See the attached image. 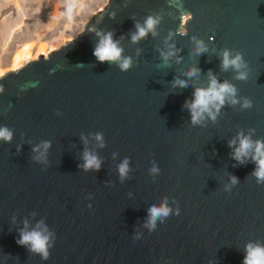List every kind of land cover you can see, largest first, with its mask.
<instances>
[{"label":"water","instance_id":"1","mask_svg":"<svg viewBox=\"0 0 264 264\" xmlns=\"http://www.w3.org/2000/svg\"><path fill=\"white\" fill-rule=\"evenodd\" d=\"M150 14L162 17L158 35L133 43ZM109 32L133 61L127 72L93 55L97 33ZM193 35L207 52L195 54ZM165 41L175 52L166 67ZM224 48L243 54L247 81L222 70ZM193 68L198 76L187 77ZM209 72L253 107L226 103L214 122L192 126L185 104L208 87ZM177 78L188 87H174ZM0 85V127L13 131L0 141V264H243L247 243L264 244V186L251 176L256 165L239 164L229 147L241 131L264 139V0H108L74 39L25 60ZM42 141L51 146L37 163ZM85 151L99 170L83 169ZM125 158L130 178L121 182ZM165 197L180 215L149 232L148 209ZM41 220L55 233L48 260L16 243Z\"/></svg>","mask_w":264,"mask_h":264},{"label":"clouds","instance_id":"2","mask_svg":"<svg viewBox=\"0 0 264 264\" xmlns=\"http://www.w3.org/2000/svg\"><path fill=\"white\" fill-rule=\"evenodd\" d=\"M76 8V0H68L63 13L69 22L73 19L74 10ZM188 14H185L187 18ZM162 21V17L158 14L148 15L143 24L137 22L135 24V32L132 33L131 39L133 43H136L149 35V33L155 37L158 35L157 28ZM101 38L94 49L93 55L101 62H108L110 64H116L122 72L129 71L133 66V61L130 57L123 55V49L119 46L117 41L113 40V34L111 32L106 34L97 33ZM172 38V34H169V39ZM192 42L195 45V54L202 55L208 51L207 45L204 41L198 39L195 35L191 37ZM211 40V38H210ZM167 45V41H165ZM168 51H160V56L163 60V66H168L170 58L175 56V52L172 50L173 45H167ZM139 51V50H138ZM221 68L223 71L232 70L236 75L234 79L239 81L248 80V64L245 61L243 54L239 51L224 48L220 53ZM179 62V61H177ZM198 68H193L185 75L189 78L198 76ZM209 85L206 88H197L194 91V99L191 103L186 102L187 107L191 114L192 126L203 125L206 117L210 118L213 122L217 119L220 109L227 103L230 106L239 105L241 110L251 109L253 103L248 97H241L238 89L229 83L224 81L218 82L215 76L209 72ZM173 86H179L182 88L188 87L187 80L175 79ZM4 92L3 85H0V93ZM214 110V111H213ZM58 115L62 113L58 112ZM254 129L249 130L250 134L245 135L243 131L239 132L235 139L229 142V147L233 148V159L239 164L243 165L246 161L251 160L255 165V170L251 173V176L255 179L257 185L264 186V139H252ZM13 138V131L7 127H0V141L11 142ZM95 139L103 147V135L97 133ZM238 141V146H237ZM51 146L50 141H42L40 145L33 148V152L37 153L33 159L37 163H45V157L47 150ZM115 155V154H114ZM83 169L99 170L101 167V160L89 151H85L83 156ZM129 159L125 158L122 163L118 165V172L121 178V182L130 178L129 172ZM152 166L149 169V175L155 180L160 174V168L156 161H152ZM239 184V180L236 177H231L230 183L224 186L223 191L231 193L232 189ZM175 203V201H173ZM169 200L167 197L163 198L162 203L159 206L152 205L148 209V218L145 223V227L149 232L157 229L158 223L163 224L172 215L179 216V206L175 209L168 206ZM91 208V205H89ZM27 225V221H25ZM135 240H140L139 235L134 237ZM20 246L26 247V249L33 254L39 255L43 260H48L50 256V249L55 245V233L49 231L47 226L44 225V221L41 220L36 228L31 231L21 230L20 238L16 241ZM245 256L243 264H264V244L260 242H249L245 245Z\"/></svg>","mask_w":264,"mask_h":264},{"label":"rangeland","instance_id":"3","mask_svg":"<svg viewBox=\"0 0 264 264\" xmlns=\"http://www.w3.org/2000/svg\"><path fill=\"white\" fill-rule=\"evenodd\" d=\"M107 2L76 0L69 22L63 14L68 0H0V76L74 39Z\"/></svg>","mask_w":264,"mask_h":264},{"label":"bare ground","instance_id":"4","mask_svg":"<svg viewBox=\"0 0 264 264\" xmlns=\"http://www.w3.org/2000/svg\"><path fill=\"white\" fill-rule=\"evenodd\" d=\"M28 61V60H27Z\"/></svg>","mask_w":264,"mask_h":264}]
</instances>
